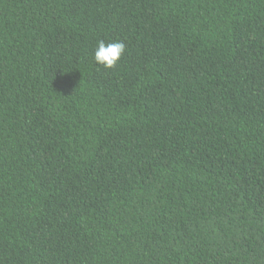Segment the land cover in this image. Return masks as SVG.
Wrapping results in <instances>:
<instances>
[{
  "label": "trees",
  "instance_id": "1",
  "mask_svg": "<svg viewBox=\"0 0 264 264\" xmlns=\"http://www.w3.org/2000/svg\"><path fill=\"white\" fill-rule=\"evenodd\" d=\"M0 264H264V0H0Z\"/></svg>",
  "mask_w": 264,
  "mask_h": 264
},
{
  "label": "clouds",
  "instance_id": "2",
  "mask_svg": "<svg viewBox=\"0 0 264 264\" xmlns=\"http://www.w3.org/2000/svg\"><path fill=\"white\" fill-rule=\"evenodd\" d=\"M125 44L122 41L107 43L104 40L97 42L95 60L106 68L115 66L125 51Z\"/></svg>",
  "mask_w": 264,
  "mask_h": 264
}]
</instances>
